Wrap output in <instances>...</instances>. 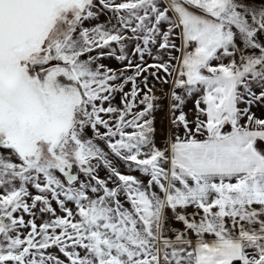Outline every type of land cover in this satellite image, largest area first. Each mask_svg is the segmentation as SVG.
I'll list each match as a JSON object with an SVG mask.
<instances>
[{
	"label": "snow or ice",
	"instance_id": "1",
	"mask_svg": "<svg viewBox=\"0 0 264 264\" xmlns=\"http://www.w3.org/2000/svg\"><path fill=\"white\" fill-rule=\"evenodd\" d=\"M0 264H264V0H0Z\"/></svg>",
	"mask_w": 264,
	"mask_h": 264
},
{
	"label": "crops",
	"instance_id": "2",
	"mask_svg": "<svg viewBox=\"0 0 264 264\" xmlns=\"http://www.w3.org/2000/svg\"><path fill=\"white\" fill-rule=\"evenodd\" d=\"M163 109L156 114V127L158 132L165 131L168 127V111H167V101H162ZM192 107L191 101L189 102L186 111ZM179 226V225H178Z\"/></svg>",
	"mask_w": 264,
	"mask_h": 264
},
{
	"label": "rangeland",
	"instance_id": "3",
	"mask_svg": "<svg viewBox=\"0 0 264 264\" xmlns=\"http://www.w3.org/2000/svg\"><path fill=\"white\" fill-rule=\"evenodd\" d=\"M103 19H104V17L102 16L101 17V20H103ZM112 66L115 67L117 65L115 64V62H113ZM253 111H255L258 116L261 114L260 111L258 109H256V108H253ZM120 168H121V171H124L123 165H120ZM100 174H101V176H104L105 175V172L102 170Z\"/></svg>",
	"mask_w": 264,
	"mask_h": 264
}]
</instances>
